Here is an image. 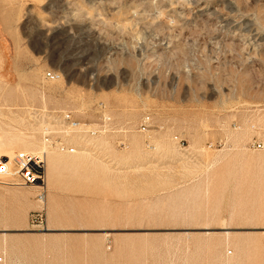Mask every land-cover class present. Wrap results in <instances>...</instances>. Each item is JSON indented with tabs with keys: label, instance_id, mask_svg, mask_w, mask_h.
Here are the masks:
<instances>
[{
	"label": "rangeland",
	"instance_id": "1",
	"mask_svg": "<svg viewBox=\"0 0 264 264\" xmlns=\"http://www.w3.org/2000/svg\"><path fill=\"white\" fill-rule=\"evenodd\" d=\"M55 120L97 136L0 183L4 264H264V0H0V151Z\"/></svg>",
	"mask_w": 264,
	"mask_h": 264
},
{
	"label": "built area",
	"instance_id": "2",
	"mask_svg": "<svg viewBox=\"0 0 264 264\" xmlns=\"http://www.w3.org/2000/svg\"><path fill=\"white\" fill-rule=\"evenodd\" d=\"M47 76L50 79H58L60 77V73L49 71L47 72ZM65 120H71V116L66 114L63 117ZM59 121V120H56ZM63 123H67L64 120ZM72 121L68 122L70 124ZM46 130V129H45ZM44 130V131H45ZM70 131V133H69ZM57 131L53 132L56 133ZM46 134H52L50 131L46 130ZM66 135L62 138L54 140L50 135L45 138V143L50 145V147L54 146L58 150L62 152H70L76 151L77 143L75 140L71 139L72 134H78V139H89L97 136L98 130L96 128H72L68 131H61L60 134ZM59 135V134H58ZM78 141V140H77ZM86 141V140H85ZM183 145V144H182ZM256 149L264 150V141L263 142H254L252 144ZM45 179H46V162L43 157L40 155H35L30 152L21 151L16 153V156L12 162V167L0 159V183L6 185H15V186H25V187H38L41 189L39 192V200H45ZM31 227L32 228H40L44 227L46 223V214L43 210L35 211L31 215ZM4 263V257H0V264Z\"/></svg>",
	"mask_w": 264,
	"mask_h": 264
},
{
	"label": "bare ground",
	"instance_id": "3",
	"mask_svg": "<svg viewBox=\"0 0 264 264\" xmlns=\"http://www.w3.org/2000/svg\"><path fill=\"white\" fill-rule=\"evenodd\" d=\"M61 78H62V75L60 74V77L58 79H53V80L51 79V81H59ZM59 121H56L55 120V122H53L52 124L43 125L44 126L43 127V130L46 129V130L50 131V133H53L55 131H60V130H66V131H68V130H70L72 128H92V125L87 124V123H82V122H76V120H73V122H71L70 124L63 123V122H59ZM55 124L60 125L61 128L60 127H56V128H59V129H54V127H52V125L53 126H56ZM43 144L45 146H43L44 148L41 151H38V152H30V153H33L35 155L42 156L43 159H44V161L46 162V170H47V155H46L47 153H46V148H48V146H47V143H44L43 142ZM29 149L30 148H27V150H29ZM26 152H29V151H26ZM76 152L77 151H73L72 153H76ZM63 153H66V152H63ZM68 153H70V152H68ZM15 156H16V154L14 155L13 152L10 151V150L0 151V159L2 161L6 162L9 165L10 168L12 167V162H13ZM50 160L52 161V164L53 165H58L60 163L59 159H57L55 157L54 158L53 157L50 158ZM61 166H62V164H61ZM36 188H38V187H36ZM42 201L44 202L45 200H42ZM45 230H50V229L49 228L48 229L46 228Z\"/></svg>",
	"mask_w": 264,
	"mask_h": 264
}]
</instances>
